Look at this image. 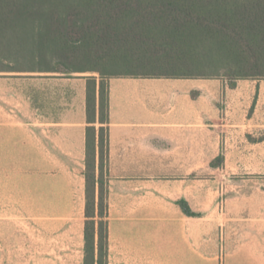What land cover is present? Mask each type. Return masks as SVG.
Here are the masks:
<instances>
[{
  "label": "crops",
  "instance_id": "1",
  "mask_svg": "<svg viewBox=\"0 0 264 264\" xmlns=\"http://www.w3.org/2000/svg\"><path fill=\"white\" fill-rule=\"evenodd\" d=\"M211 87L193 78H110L107 264H264V186L231 194L199 216L179 203L196 210L198 145L210 146L213 137L200 120L212 113ZM258 87L259 80L240 79L219 91H230L239 106L254 103ZM79 94L76 108L42 123L44 144L29 125L32 146L45 147L46 168L54 147L86 152L87 87ZM10 110L0 104V158L20 144L21 122Z\"/></svg>",
  "mask_w": 264,
  "mask_h": 264
},
{
  "label": "trees",
  "instance_id": "2",
  "mask_svg": "<svg viewBox=\"0 0 264 264\" xmlns=\"http://www.w3.org/2000/svg\"><path fill=\"white\" fill-rule=\"evenodd\" d=\"M48 44L66 59H89L82 71L101 74L99 109L97 78L87 84L85 240L92 264H107V190L103 180L96 179L93 190L89 181L91 171L103 175L108 164L110 78L223 75L235 87L240 79L264 75V0H0V59L32 60ZM104 65L123 71L111 73ZM179 203L186 214L200 215L185 200Z\"/></svg>",
  "mask_w": 264,
  "mask_h": 264
},
{
  "label": "rangeland",
  "instance_id": "3",
  "mask_svg": "<svg viewBox=\"0 0 264 264\" xmlns=\"http://www.w3.org/2000/svg\"><path fill=\"white\" fill-rule=\"evenodd\" d=\"M48 45L45 52H37L32 60L0 59V77H6L0 104L5 113H10L13 107V114L21 122L17 135L20 144L10 147L13 151L0 158V264H92L90 246L86 247L85 240L86 152L82 156L78 149L67 148L65 153L61 147H54L52 167L46 168L45 147L32 146L29 125L37 128L38 145L44 144L42 123L60 120L66 109L76 108L80 89L82 85L87 87L91 76L97 78L99 109L102 78L99 72L82 71L92 64L89 59L82 56L66 59L53 50L54 44ZM10 65L40 70H6ZM57 66L72 71L69 74L43 71ZM104 66L111 73L123 71L117 66ZM193 79L211 84L214 91L212 113L200 119L211 127L213 136L210 146L198 145L195 212L201 214L220 209L231 194L264 186V75L256 78L262 90L258 87L255 98L249 100L254 103L239 106L235 97H228L230 91L226 93L223 88L219 91L223 84L232 88L227 77ZM101 126L98 120L97 139ZM201 141L204 138L198 143ZM107 171L108 164L103 175L97 169L93 177L91 171L92 190L96 179L103 180L104 188L108 189Z\"/></svg>",
  "mask_w": 264,
  "mask_h": 264
}]
</instances>
